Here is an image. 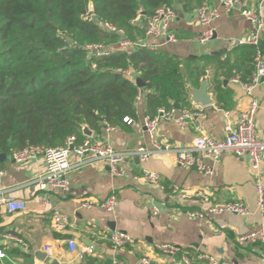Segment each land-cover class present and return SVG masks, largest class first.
Returning <instances> with one entry per match:
<instances>
[{
  "label": "crops",
  "instance_id": "0c3cea01",
  "mask_svg": "<svg viewBox=\"0 0 264 264\" xmlns=\"http://www.w3.org/2000/svg\"><path fill=\"white\" fill-rule=\"evenodd\" d=\"M244 1L250 8L257 9L261 0ZM204 3L207 8L219 10L210 24L214 30L211 41L206 44L198 41L206 28L198 22L197 9L184 12L176 0L173 8L177 17L170 24V31L177 37V42L150 39L190 69L191 77L186 78V100L178 104L181 109L199 112L198 107L202 105L193 102L192 93L200 88L204 73L210 85L208 92L212 105L202 106V114L185 127L174 122H160L158 140L177 148L192 145L201 135L224 139L228 123L235 125L251 100L240 86L230 82L232 70L228 68L244 64L245 47H238L235 42L251 37L253 28L239 11H224L219 0H204ZM261 45L264 48V33ZM116 50L114 46L112 51ZM221 63L229 64V67ZM239 68L244 81L251 79L253 72H247L244 66ZM130 73L135 81L139 78V74ZM140 91L142 98L136 103L133 123L114 127L108 135L107 139L118 151L152 147L144 126L145 119L152 116L146 103V94L150 90ZM254 96L260 105L256 135L264 140V87L257 88ZM92 133L97 139L106 137L104 131ZM83 136L87 137L84 133ZM77 162L78 157L72 154L71 164ZM206 164L213 169L210 177L179 166L174 154L163 152L156 153L145 163L138 157L127 159L120 167L122 175L119 177L111 175L105 162L75 169L70 175L68 190L49 195L54 207L68 219L67 228L58 232L52 225V209L40 205L41 193L34 185L45 172L44 161L37 159L28 165H18L7 156L0 162V200L10 196L15 201L26 202L27 209L10 214L0 203V251L5 254L0 258V264H50L53 261L59 264H109L115 259L124 264H145V260L149 264H185L183 258L190 264H207L202 258L204 255L236 264H264V245L239 242L240 237L264 225V209L257 204L258 180L264 185V163L255 171L248 159L237 160L232 154H225L217 162L206 160ZM143 170L157 173L161 178L160 186L145 181ZM197 193L208 195L213 205L244 202L249 206L250 215L224 214L212 220L189 219L188 212L209 207ZM182 194L192 197L183 199ZM112 195L118 198L115 213H107L100 207L83 206L86 201L104 202ZM154 208L160 211L156 219L152 218ZM113 232H124L133 237L135 243L116 251L110 242ZM9 234L24 245L6 238ZM70 240L76 244L74 252L69 249ZM164 244L174 245L180 252L174 257L162 254L157 246ZM46 247L51 248V257L47 256ZM89 247H93L91 254L84 252Z\"/></svg>",
  "mask_w": 264,
  "mask_h": 264
},
{
  "label": "trees",
  "instance_id": "16d2710c",
  "mask_svg": "<svg viewBox=\"0 0 264 264\" xmlns=\"http://www.w3.org/2000/svg\"><path fill=\"white\" fill-rule=\"evenodd\" d=\"M176 2L184 12L205 4L204 0ZM174 3L0 0V154L11 156L30 146L62 147L70 136L83 141L85 126L101 133L106 124L117 128L125 118L132 120L140 88L119 70L139 74L150 90L146 103L152 116L186 100L190 69L161 49L116 50L109 57L92 56L83 49L90 44L113 48L119 41L101 22L123 30L128 39L144 38L146 19ZM90 10L95 22L86 20ZM244 47V64L239 67L250 73L256 48ZM239 67L228 69L240 73Z\"/></svg>",
  "mask_w": 264,
  "mask_h": 264
},
{
  "label": "built area",
  "instance_id": "2783aa9c",
  "mask_svg": "<svg viewBox=\"0 0 264 264\" xmlns=\"http://www.w3.org/2000/svg\"><path fill=\"white\" fill-rule=\"evenodd\" d=\"M221 8L226 12L239 11L241 15L250 23L253 28V34L248 39L236 41L238 47L252 46L256 48V57L254 60V71L251 79L244 81L237 70H233L230 82L240 86L244 92L250 97L249 107L241 112L235 125L228 123L226 130L227 136L222 139L201 135L196 138L194 143L186 147H173L170 144H163L158 140V127L161 121L174 122L181 127H185L190 121L201 115L203 107L199 106V112L189 109L177 110L176 108H161L155 116H149L145 119L144 126L151 140V149L139 148L137 150L121 152L118 151L113 144L107 139L108 135L115 130L109 124L104 128L105 139H97L94 136L86 137L79 142L74 136L67 138L65 145L62 147L46 148L43 146H30L11 155L14 163L18 165H28L34 160L42 159L45 165V172L39 176L34 182L35 189L41 193L39 203L43 208L52 209V225L54 230L61 232L68 226L67 216L60 210L56 209L49 195L56 191L65 192L70 186V175L78 168L95 164L97 162H105L109 166L110 173L114 177L122 175L120 167L130 158L138 157L141 162L145 163L150 160L156 153H171L176 157L177 164L186 169H194L205 176H212V167L206 164V160L219 161L225 154H232L237 160L248 159L255 171L259 170L264 163V140L258 139L256 135V117L259 111V100L254 96V91L259 87H264V48L261 45V36L264 33V0H261L257 9L250 8L244 0H219ZM219 14L217 8H207L205 6L197 9L198 22L205 27L198 41L206 44L214 37V30L210 28V24ZM177 13L170 6H163L148 17L145 22L144 38L131 40L126 37V33L115 27L109 22H101L100 26L111 34L118 35L119 41L115 44L117 50L122 52H133L138 50L157 51L160 46L153 44L150 39H165L167 43H176L177 37L170 31V24L176 19ZM86 20L95 22V14L90 10ZM92 56L109 57L112 47L105 44H90L83 47ZM226 57L223 58L225 60ZM124 75L131 77L129 71L119 70ZM142 98L140 91L137 96V102ZM227 116L229 113L226 114ZM124 122L132 124L133 121L125 118ZM200 130V128H197ZM75 154L78 162L71 164V156ZM2 172H0V176ZM143 178L150 185L159 187L161 178L157 173L149 170H143ZM197 196L203 198L209 207L203 211L188 212L189 219L212 220L224 214H230L240 217L250 215L249 206L241 201H233L219 205H213L210 197L204 193H197ZM183 199H190L189 194H182ZM8 213L13 214L23 212L27 209L26 202L15 201L12 197H2L0 200ZM257 204L264 209V185L259 179L257 183ZM86 208L100 207L107 213H115L118 207V198L116 195L110 196L104 202L86 201L83 204ZM159 209L154 208L152 218L159 216ZM6 238L24 243L17 239L14 235H7ZM110 242L114 250H121L135 243V239L124 232H113ZM239 242L259 243L264 245V225L259 229L239 238ZM69 249L76 251V244L70 240ZM86 253L91 254L93 247L84 249ZM157 250L162 254L170 257L177 256L180 249L174 245L164 244L157 246ZM45 251L48 257L52 256L51 248L46 247ZM5 254L0 251V258H4ZM207 264H236L234 262H226L218 260L214 257L204 255ZM185 264H190L187 258H183ZM149 264L148 260L144 261ZM109 264H124L120 260H113Z\"/></svg>",
  "mask_w": 264,
  "mask_h": 264
},
{
  "label": "water",
  "instance_id": "95a60500",
  "mask_svg": "<svg viewBox=\"0 0 264 264\" xmlns=\"http://www.w3.org/2000/svg\"><path fill=\"white\" fill-rule=\"evenodd\" d=\"M203 75H204V78L201 81L200 88L192 93V100L195 104H201L202 106L207 107V106L212 105L213 102H212V98L208 92L210 85H209L208 80L206 79V73H204ZM136 85L140 89L146 88V85L141 81L140 78L136 79ZM174 107L177 110H181V106L178 104L174 105ZM83 133L87 137H91L93 134L92 131L86 126L83 128ZM6 159H7V156L5 154H0V162H4ZM50 264H59V263L56 261H53Z\"/></svg>",
  "mask_w": 264,
  "mask_h": 264
}]
</instances>
